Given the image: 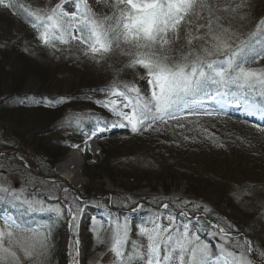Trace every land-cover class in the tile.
<instances>
[{
    "label": "snow or ice",
    "instance_id": "6c2138e0",
    "mask_svg": "<svg viewBox=\"0 0 264 264\" xmlns=\"http://www.w3.org/2000/svg\"><path fill=\"white\" fill-rule=\"evenodd\" d=\"M97 4L108 11L95 10L88 0H58L44 7L0 0V8L20 16L36 39L54 52L75 48L97 63L119 54L126 58L120 71L135 72L138 81L120 80L117 71L108 86L95 89L103 99L83 97L115 119L77 115L75 124L82 134L83 121H94L86 133L90 139L110 128L140 135L174 132L193 123L190 118L215 119L231 108L264 121V19L249 20L247 0H97ZM257 128L264 132V125ZM19 188L0 186V202L5 203L0 208V264H48L52 231L66 218L73 232L71 264H80L82 198L68 202L65 195L63 205L60 198L46 205ZM160 206L167 211L157 210L142 222L140 240L130 239L127 218L121 221L109 212L107 227L90 218L96 244L112 254L110 264H254L248 256L251 242L233 235L234 226L207 205L170 197ZM37 213L47 222L37 223L33 218ZM202 237H211L214 245ZM102 255L97 254L92 264H100ZM259 255L264 264V253Z\"/></svg>",
    "mask_w": 264,
    "mask_h": 264
},
{
    "label": "rangeland",
    "instance_id": "374dc122",
    "mask_svg": "<svg viewBox=\"0 0 264 264\" xmlns=\"http://www.w3.org/2000/svg\"><path fill=\"white\" fill-rule=\"evenodd\" d=\"M20 2L32 7H44L50 4L54 5L58 0H20ZM88 4L97 11H108L103 5H98L97 0L88 1ZM247 4L250 5L251 9L249 14L250 21L258 22L261 19H264V0H247ZM249 26H251V24ZM0 46L6 49V56H11V52H13L14 49L17 50V52L20 50L30 58L31 62L32 60H36L40 63L39 65L41 68L32 64L34 68L30 66L29 69H26L24 74L21 75L27 77L24 90L21 92L22 96L24 95L25 102H29L27 104L32 103L31 93L37 92L50 98L58 96L67 97L76 92L82 93L77 91L79 87H82L87 83L101 80L102 77L105 78V85H109L113 81L116 72L120 71L126 62V58L119 54H113L106 61L97 63L84 58L75 48H73L71 52H54L52 49L42 45L36 39V33L31 27L24 29L21 28L15 21L14 16L2 8H0ZM10 61H12L11 58ZM13 71L16 72L17 67H15ZM8 74L14 73L9 72ZM118 78L125 81H138V77L132 70L120 71ZM9 83L10 82L7 79H4V76L0 73V100H3L4 98H7L6 96L10 95L11 87L9 86L11 84ZM140 83L142 84L143 82ZM99 96L90 95V97H93L94 99L104 98L103 94ZM233 109L234 108L229 109L227 114H222L220 117L227 116V118H235L236 116H233L234 114H232ZM85 114L90 117L115 119V117L111 116L108 111H106L103 116H97L99 114L98 112L89 110V108L83 106H72L66 109L61 117H59V120L55 122V135L52 134L48 137L52 142L60 143V146L64 149V155L53 166L54 176L52 177L43 176L39 173L31 161L28 152L18 149H8L11 147H18L16 145L18 141H20V138H26L28 134L30 135L33 131L38 130L39 127L42 126L41 119L43 118L36 115L35 112L31 113V111H28L26 114H18L21 116L18 118L13 116L8 119H2L3 122H0V186L7 187L10 185H19L20 188L18 190H22L25 196L30 199L43 201L46 205L56 204V198H60V203L63 205L65 203L63 199L65 195H67L68 202H70L73 197H81V204L84 206V213L79 220L78 230V239L80 241V264H92L94 257L101 253L103 255L100 257V264H110L112 254L107 251L105 245L96 244L94 233L90 226V218L96 217L98 225L102 221L105 222V227H107L106 222L109 219V212H111L113 217H118L121 221L124 218H127L131 228L130 239L140 240L141 238L137 235V232L142 222L147 220L151 214L157 212V210L160 213L167 211L160 206L164 202L157 204L159 201H162V198L160 199V197H163V199L169 196L181 197L188 191V187L184 181L178 180V178H175V180L166 178L164 188L169 192L166 195L164 194L166 191L163 188L164 185L162 186L155 182H138L137 184H133L117 180L115 182L116 185H112L106 177H103V174L100 175L98 180H89L86 177L84 170L85 158L89 156L92 163L99 164L104 158L99 142L109 138L115 133L129 131L128 129L122 128H110L108 131H105L98 140H96L95 144L90 141V145L94 146V148L91 149L96 150L97 153L94 154L90 150L87 152H77L80 153L78 159L80 167L78 170L74 167L70 171L60 175L55 171L57 165L64 162V160L68 158V155L75 151L74 148H77L82 143L88 141L86 140L89 137L86 134L87 132L84 131L85 134H82L75 124L77 115ZM239 119L246 120L242 118ZM246 121H252L256 126L264 125L263 122L257 120ZM86 122L87 121H83L82 124ZM68 123H71V126H67ZM92 123L94 124V121H92ZM16 124H18V126ZM208 128L209 131H215L225 136L232 135L233 138L235 137L234 132L226 134L225 129L217 128L218 130L216 131V128L213 126H209ZM199 129L202 131L206 130V135H210L209 138L211 140L214 138L216 139L214 133L209 132L205 127H200ZM16 131L17 133L15 134ZM29 135L28 137L31 139L32 137ZM131 140L132 138H126L123 140L119 139L115 143L118 145L120 144V146L123 147H130L132 145V143H130ZM32 143L35 145L33 140ZM37 145L38 143H36V146ZM5 156H7V159H5ZM19 157H23V159L20 160ZM14 158L16 159L15 162L18 161L16 166L14 164L12 165V163H14L12 159ZM138 161L140 160L138 154H136L132 159H129L127 165H129L130 168L145 164L146 166H151L146 160L141 163ZM31 166L34 167L36 171H33ZM161 174L164 177L162 172ZM65 176H68L67 181L62 180V177ZM65 190H67V193H65ZM260 190L263 191V194L259 199L253 195L249 196L251 204H254L253 213H251L250 216L242 219L238 217L239 219L236 218L238 220L232 217L229 218L226 223L234 226L233 235L238 234L241 240L246 239L251 242L253 251L248 253V256L254 261V264H260L261 257L259 253H264V187H261ZM87 191H89L90 194L85 197ZM118 194L123 195V199L126 198L128 202L136 203L133 205L136 210H132L133 207H120L118 209L119 212L114 211L111 202ZM4 206L5 203L0 202V208H3ZM223 208L224 207H221L220 210L225 212L228 211L223 210ZM15 211V208H13V212ZM231 214L232 213H230V215ZM33 218L37 223L47 222L46 216L40 213L35 214ZM68 219L70 218L61 220L53 229L50 237L51 251L48 256V264H60L58 261L59 258L61 259L62 264H71L72 262L71 252L73 232L67 222ZM202 239L212 241L213 245L215 243L211 237H202Z\"/></svg>",
    "mask_w": 264,
    "mask_h": 264
},
{
    "label": "trees",
    "instance_id": "16d2710c",
    "mask_svg": "<svg viewBox=\"0 0 264 264\" xmlns=\"http://www.w3.org/2000/svg\"><path fill=\"white\" fill-rule=\"evenodd\" d=\"M7 12L14 16L21 28L30 27L12 10H7ZM5 50L0 46V73L4 79L10 82L11 93L6 96L7 98L0 100V122H3L4 118L21 117L18 114H26L28 111L35 112L36 115L43 118L41 119L42 126L30 135L28 134L32 137L31 139L28 135L26 138H20L16 145L18 147L8 149L28 152L39 173L52 177L54 176V164L64 155L61 144L48 139L50 135H55V122L59 120L66 109L72 106L89 108V110L98 112L97 116L105 115L106 109H102L92 101L84 100L83 97L102 95L94 90L108 85H105V78L102 77L101 80L79 87L77 91L82 93L76 92L65 97L68 99L56 104H52V101L61 97L50 98L37 92L31 93L32 103L27 104L29 102H25L24 95L21 94L27 77L21 75L30 66L34 68L32 64L41 68L40 63L36 60L31 62L30 58L20 50L17 52L14 49L11 56H6ZM10 58L13 62L10 61ZM259 66L261 65H253V67ZM15 67H17L16 72L13 71ZM9 72L14 74H8ZM190 119H193V123L187 124L184 129H176L174 132H151L140 135L132 134L129 130L115 133L109 138L101 140L99 146L104 158L99 164L92 163L89 156L85 158L86 177L94 181L103 174V177H106L112 185H116L115 182L118 180L133 184L155 182L162 186L165 184L166 178L170 180L178 178V180L184 181L188 187V191L181 197L207 205L225 224L232 217L242 219L250 216L253 213L254 204H251L249 196L253 195L259 199L263 194L260 189L264 187V132H260L256 124L238 118L202 117L199 121H195L194 118ZM16 125L18 126V124ZM92 125V121H87L82 124V127L84 131L88 132ZM209 126L215 127L216 131L225 129L226 134L234 132L235 137L209 131ZM200 127H205L209 132L214 133L216 139L211 140L210 135H206L207 132L200 130ZM184 135H187L189 140H184ZM130 137L132 138L130 147H123L115 143L119 139H131ZM36 143H38L37 146ZM136 154L140 160L138 162L146 160L151 166L145 164L130 168L127 162ZM12 161L14 162L12 165L16 166L18 161L15 162L16 159H12ZM164 190L166 189L164 188ZM168 193L166 190L164 194ZM89 194L90 192L87 191L85 197ZM123 198L124 196L119 194L113 198L111 205L114 211H118L120 207L129 208L136 204ZM166 198H170V196ZM166 198L160 197L162 201L157 204L167 202ZM221 207H224L223 210H228L229 213L221 211ZM58 261L62 264L60 258Z\"/></svg>",
    "mask_w": 264,
    "mask_h": 264
},
{
    "label": "bare ground",
    "instance_id": "6f19581e",
    "mask_svg": "<svg viewBox=\"0 0 264 264\" xmlns=\"http://www.w3.org/2000/svg\"><path fill=\"white\" fill-rule=\"evenodd\" d=\"M88 1H94V0H88ZM239 113L243 117L260 121L258 119H255V118L251 117V116H245L242 111H239ZM260 122H263L264 123V121H260ZM99 137H92L91 139L88 137L86 139L88 141H86L85 143H82L79 147L74 148L75 151L72 152L70 155H68V158L65 159L64 162H62L61 164H58L55 171L58 172L61 175L62 173H65L67 171H70L74 167L78 170V168L80 167V164L78 162L80 153H77V152H81V151L82 152H87L88 150H90L94 154H96L97 151L94 150V149H91V148H94V146H91L90 145V141L95 144L96 143V140H98ZM76 159H77V161H76ZM31 168L33 169V171H36V169H34V167L31 166ZM62 180H66L67 181L68 180V176L62 177Z\"/></svg>",
    "mask_w": 264,
    "mask_h": 264
},
{
    "label": "water",
    "instance_id": "95a60500",
    "mask_svg": "<svg viewBox=\"0 0 264 264\" xmlns=\"http://www.w3.org/2000/svg\"><path fill=\"white\" fill-rule=\"evenodd\" d=\"M37 174V173H36Z\"/></svg>",
    "mask_w": 264,
    "mask_h": 264
}]
</instances>
